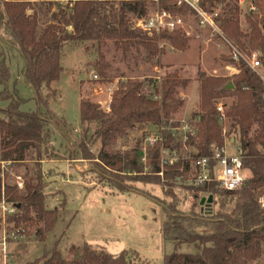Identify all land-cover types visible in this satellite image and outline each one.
<instances>
[{"label": "trees", "instance_id": "obj_1", "mask_svg": "<svg viewBox=\"0 0 264 264\" xmlns=\"http://www.w3.org/2000/svg\"><path fill=\"white\" fill-rule=\"evenodd\" d=\"M40 1L50 3L53 0H0V45H8L19 51L24 61L25 82L34 91L38 105L35 113L20 110L23 101L7 89L10 71L5 54L0 50V86L3 87L0 97L8 103L6 109H0V174L3 162L21 163L31 158L40 164L44 159L53 160V156L47 155L46 145L51 137L47 124L55 123L53 117L48 118V112L43 109L51 95L56 94L53 84L59 82L64 72L62 63L67 44L85 46L86 49L97 44L102 48L111 41L126 55L132 48L142 49L148 60L164 54L163 48H160L162 42L175 50L188 49V40L182 32L149 36L134 29L131 18H141L146 12V4L139 0H78L72 8H59V12H54L52 16L42 5L35 6ZM254 1L256 7L264 11V0ZM224 3L225 0H202L200 5L212 12ZM161 6L172 13H188V7H178L168 1H162ZM239 14V7L228 2L224 13L219 14L218 26L233 47L244 52L248 48L260 52L259 59L264 69V18L262 26L256 20L249 19L250 33L243 34L239 29ZM104 59L99 50V78L106 76L108 66ZM101 81L100 78L98 82ZM188 83L189 80L183 79L179 72L168 74L161 85L160 101H153L143 94L139 83L122 85L114 92L110 112H103L99 105L90 101H82L80 128L84 136L78 149L83 159H90L87 142L89 125L98 122L100 126L93 138L100 144V149L94 159L97 166H103L122 179L112 183L115 188L128 192L130 188L124 183L133 179L144 183L154 181L162 190V187L178 186L176 179L187 172L188 164H185L184 172L181 171L183 162H179L173 167L164 168V178L158 176L162 171L160 145L152 150L148 171L140 163L137 152L121 154L112 152L111 148L136 125L169 122L184 106L179 91L185 89ZM198 83L199 112L195 114L198 117L197 134L189 136L188 144L196 149L197 156H212V145L222 147L228 138L220 125L221 115L217 112V106L219 101L234 98L230 107L222 103L225 108L224 121L226 118L231 120L230 132L234 133L235 142L243 149L244 166L251 171L252 179L246 187L236 192H227L216 184L203 187L180 184L189 191L209 192L211 202L216 195L219 206L215 215L207 219L180 216L171 208L163 207L167 221L161 233L165 241L174 242L175 251L165 255L162 264H250L261 259L264 245V207L259 203L260 198L264 199V80L241 60L238 73L231 78L211 77L199 71ZM229 84L233 85L232 89H227ZM55 126L59 127L58 124ZM166 139L167 147H170V133L166 134ZM133 174L139 178H133ZM44 186L40 170L37 176L26 182L24 192H19L16 186L4 184L6 201L19 206L17 215L9 218V224L15 223L17 227L23 225L27 233L30 227H35L36 237L41 243L46 242L59 217L58 210L45 209ZM2 187L0 177V201ZM232 196H236L235 206L226 212L228 198ZM198 227H205L210 232L203 234L192 230ZM182 246L193 247L195 252L179 253ZM136 255L140 256L138 253ZM34 264L151 263L146 259L131 263L126 251L111 254L102 247L89 244L72 248L65 256L56 244L51 250L46 249Z\"/></svg>", "mask_w": 264, "mask_h": 264}, {"label": "rangeland", "instance_id": "obj_2", "mask_svg": "<svg viewBox=\"0 0 264 264\" xmlns=\"http://www.w3.org/2000/svg\"><path fill=\"white\" fill-rule=\"evenodd\" d=\"M228 2L239 7V29L243 34L250 33L249 19L256 20L262 26L264 11L256 7L254 0H244L243 4H240L239 0H225L224 4H219L213 11L224 13ZM41 5L50 16L54 12L58 13L59 8H67L62 0L35 3L37 7ZM191 26V35H184L188 40L186 51L175 50L168 43L162 42L160 48H163L164 54L153 60H148L142 49L132 48L126 55L111 41L102 48L97 44L90 45L87 49L85 46L66 45L62 63L64 72L59 82L53 84L56 94L51 95L46 108L43 109L48 112V118L53 117L52 120L59 126L47 124L51 135L46 145L47 155L53 156V160L44 159L38 164L36 160L28 158L25 162H3L1 165L2 183L16 187L18 177L22 178L25 187L26 182L37 176L40 170L45 184V209L59 211L57 223L47 235L45 243L38 241L35 227H30L26 238L22 240L8 239L7 251L9 260L15 261L13 264H34L46 249L49 251L56 244L65 256L70 249L89 244L102 247L111 254L126 251L131 263L146 259L151 264H162L164 256L175 251L174 242L165 241L161 233L162 226L167 221L163 207L171 208L180 216L207 219L215 215L219 206L216 195L210 202L209 192L189 191L180 184L162 187V190L154 181L144 183L133 179L124 183V186L131 189L128 192L115 188L112 183L122 179L103 166H97L94 159L100 149V144L93 138L100 126L98 122L89 125L87 142L90 159L84 160L78 149L84 136L80 128L82 101L97 104L103 112H107L111 92L114 95L120 86L131 83L141 84L142 93L151 99L154 93L161 94L163 80L174 72H179L189 83L185 89L179 91V98L184 101V106L171 120L177 127H180V122L185 121L192 129L196 128L198 117H195V114L199 112V71L211 77L231 78L238 73L240 61H234L231 43L223 32L219 35L212 30L202 29L197 22ZM99 50L108 66L106 76L100 77V83L94 79L95 75H99ZM239 51L246 57H250V54L261 56L260 52L251 51L249 48L245 52ZM9 57L6 61L10 71L7 89L23 101L20 106L22 112L35 113L38 111V105L34 91L25 82L24 65L21 68V60H18L15 53L11 52ZM259 73L264 77L263 68L259 69ZM2 90L3 87L0 86V93ZM234 100L229 98L219 102L230 107ZM7 107L8 103L0 97V109ZM220 125L227 140L234 139V133L230 132L231 120L226 118ZM158 130L152 125H136L118 139L111 151L121 154L137 152L141 158L144 155L142 149L147 145L146 139L151 135L160 136ZM175 132L178 142L185 135V131ZM236 145L240 146L238 143ZM230 149L236 150L235 147ZM177 151L179 156L197 154V151L189 146L181 147ZM131 176L139 178L137 174ZM191 178L190 172L187 174L186 185H190L188 180ZM24 190L18 189L19 192ZM235 201L236 196L228 198L226 212L233 209ZM192 230L203 234L210 232L205 227ZM4 231L0 224V243ZM192 250L195 252L193 247L183 246L178 252L190 254L193 253ZM250 264H264V245L261 259Z\"/></svg>", "mask_w": 264, "mask_h": 264}, {"label": "built area", "instance_id": "obj_3", "mask_svg": "<svg viewBox=\"0 0 264 264\" xmlns=\"http://www.w3.org/2000/svg\"><path fill=\"white\" fill-rule=\"evenodd\" d=\"M64 3L72 8L78 0H62ZM116 2L131 1V0H115ZM146 4V12L141 18L132 17L131 23L134 29L140 30L149 36L162 33H174L182 32L184 35L190 36L191 24L197 22L202 29H209L222 35V32L218 26L217 19L219 17L218 12L215 10L208 12L204 10L200 3V0H139ZM162 1H168L178 7H188V13L176 14L163 8L161 6ZM240 4L244 3V0H239ZM233 49L234 61L243 60L245 64L254 72L259 73V69L263 68L262 62L256 54H252L250 57L243 56V54L231 45ZM261 75V74H260ZM264 80V77L261 76ZM94 79L99 80L95 75ZM112 92L109 95L108 105L106 111L110 112V105L112 102ZM151 100L160 101L161 94L152 96ZM217 112L221 115V121L225 119V108L222 103L217 106ZM184 124V125H183ZM153 128L157 127L160 132V136H149L146 139L147 145L142 149L143 157L140 158V163L145 166V171H148V161L155 146L160 145V156L162 171L158 173V176L164 178V168L173 167L179 162H183L181 171L184 172L185 164H188V170L184 175H179L176 181L179 184L187 182V174L191 172V179L188 180L191 186L203 187L210 184H216L218 188L227 192H236L247 186L252 179V173L244 166V152L240 146L236 145L234 139L225 141L222 147L216 145L211 146L212 156H197L185 155L179 156V145L181 147H191L188 144L189 136H196L197 127L192 129L187 122H180V127H177L172 120L164 122L160 125H152ZM185 131V135L180 141L177 142L175 131ZM170 133L171 145L167 147L166 134ZM235 147V151H231L230 148ZM196 150V149H194ZM16 185L19 190H24V182L21 177H18ZM4 184L2 187V198L0 201V224L5 229L0 246L2 247V258L0 264H9V255L7 251L8 239L13 241H19L27 236V230L22 226L17 227L15 223L9 224V218L17 215L18 208L16 205L10 204L6 201L4 195ZM259 203L264 207V199L261 198ZM8 230V231H7ZM8 235V236H7Z\"/></svg>", "mask_w": 264, "mask_h": 264}, {"label": "crops", "instance_id": "obj_4", "mask_svg": "<svg viewBox=\"0 0 264 264\" xmlns=\"http://www.w3.org/2000/svg\"><path fill=\"white\" fill-rule=\"evenodd\" d=\"M0 50H1V52H4V54H5V57H6V60H8L10 57V53L11 52H13V53H15V56L18 58V60L20 59L21 60V68H22V66L24 65V61H23V58H22V56L20 55V53H19V51L16 49V48H12V47H10V46H8V45H0ZM11 51V52H10ZM211 202V201H210ZM183 247V246H182ZM182 247L180 248V250L182 249ZM189 248V247H188ZM0 250H1V246H0ZM193 251V253H194V250H192ZM13 263H15V261H10V264H13Z\"/></svg>", "mask_w": 264, "mask_h": 264}, {"label": "water", "instance_id": "obj_5", "mask_svg": "<svg viewBox=\"0 0 264 264\" xmlns=\"http://www.w3.org/2000/svg\"><path fill=\"white\" fill-rule=\"evenodd\" d=\"M263 31H264V26H263ZM232 88H233L232 84H229V86L227 87V89H232ZM17 208H19V206Z\"/></svg>", "mask_w": 264, "mask_h": 264}]
</instances>
